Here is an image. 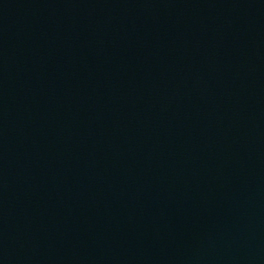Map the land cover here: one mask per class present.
Masks as SVG:
<instances>
[{
	"label": "water",
	"instance_id": "water-1",
	"mask_svg": "<svg viewBox=\"0 0 264 264\" xmlns=\"http://www.w3.org/2000/svg\"><path fill=\"white\" fill-rule=\"evenodd\" d=\"M0 264H264V20L1 181Z\"/></svg>",
	"mask_w": 264,
	"mask_h": 264
}]
</instances>
